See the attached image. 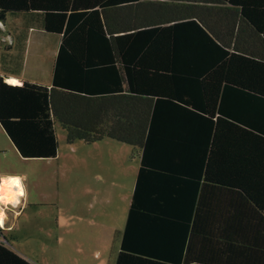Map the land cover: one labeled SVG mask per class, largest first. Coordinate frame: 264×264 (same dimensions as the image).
Here are the masks:
<instances>
[{"label": "trees", "instance_id": "16d2710c", "mask_svg": "<svg viewBox=\"0 0 264 264\" xmlns=\"http://www.w3.org/2000/svg\"><path fill=\"white\" fill-rule=\"evenodd\" d=\"M30 13L60 37L52 84L0 76V126L25 158L56 157V124L133 148L114 264H264V0H0Z\"/></svg>", "mask_w": 264, "mask_h": 264}, {"label": "rangeland", "instance_id": "374dc122", "mask_svg": "<svg viewBox=\"0 0 264 264\" xmlns=\"http://www.w3.org/2000/svg\"><path fill=\"white\" fill-rule=\"evenodd\" d=\"M0 28L2 38L4 23ZM6 45L0 42V49ZM38 80L44 82L43 77ZM56 127L59 149L49 159L20 156L0 127V175L26 177L27 203L18 217L8 213L14 227L10 234L16 239L6 244L33 264H113L139 157L130 145L109 138L70 144L64 130Z\"/></svg>", "mask_w": 264, "mask_h": 264}, {"label": "crops", "instance_id": "0c3cea01", "mask_svg": "<svg viewBox=\"0 0 264 264\" xmlns=\"http://www.w3.org/2000/svg\"><path fill=\"white\" fill-rule=\"evenodd\" d=\"M30 14L31 18H26L23 14L24 18L22 15H15L8 20L7 17L5 19L4 34L2 38L0 37V42L7 45L5 49H0V67L2 68L4 65L6 69L4 68V72L0 70V76L9 84L13 82V84H15L20 80H25L50 87L52 84L53 65L57 55L60 37L59 35L46 33L43 30L42 18L39 14ZM54 40L57 41L56 45H53ZM26 73H30L27 78L24 76ZM37 76L40 78H36ZM42 77L44 78V82L38 80ZM56 126L57 124L55 127ZM1 152L2 150L0 149V153ZM8 175L16 176L19 174H5V176ZM25 198L26 196L21 198V204L15 209L9 207L7 216H9L8 213H11L13 216L18 217L16 213H21L23 206L27 203ZM13 231V222H9L7 219L5 222V229L3 230L4 234Z\"/></svg>", "mask_w": 264, "mask_h": 264}, {"label": "clouds", "instance_id": "9594fccd", "mask_svg": "<svg viewBox=\"0 0 264 264\" xmlns=\"http://www.w3.org/2000/svg\"><path fill=\"white\" fill-rule=\"evenodd\" d=\"M25 180V176L0 175V230L5 229L9 207L15 209L21 204V198L26 196Z\"/></svg>", "mask_w": 264, "mask_h": 264}, {"label": "snow or ice", "instance_id": "6c2138e0", "mask_svg": "<svg viewBox=\"0 0 264 264\" xmlns=\"http://www.w3.org/2000/svg\"><path fill=\"white\" fill-rule=\"evenodd\" d=\"M14 83V82H13Z\"/></svg>", "mask_w": 264, "mask_h": 264}]
</instances>
